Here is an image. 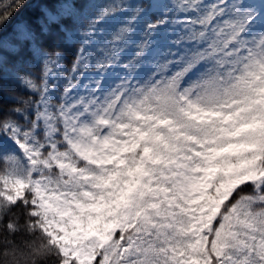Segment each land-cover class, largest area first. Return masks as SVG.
I'll use <instances>...</instances> for the list:
<instances>
[{"label": "snow or ice", "instance_id": "snow-or-ice-1", "mask_svg": "<svg viewBox=\"0 0 264 264\" xmlns=\"http://www.w3.org/2000/svg\"><path fill=\"white\" fill-rule=\"evenodd\" d=\"M0 264H264V0H0Z\"/></svg>", "mask_w": 264, "mask_h": 264}, {"label": "trees", "instance_id": "trees-1", "mask_svg": "<svg viewBox=\"0 0 264 264\" xmlns=\"http://www.w3.org/2000/svg\"><path fill=\"white\" fill-rule=\"evenodd\" d=\"M28 12H30L31 10H27ZM14 87L18 90V91H22L24 95H28V93L22 89H20V86L18 84L14 85Z\"/></svg>", "mask_w": 264, "mask_h": 264}, {"label": "rangeland", "instance_id": "rangeland-1", "mask_svg": "<svg viewBox=\"0 0 264 264\" xmlns=\"http://www.w3.org/2000/svg\"><path fill=\"white\" fill-rule=\"evenodd\" d=\"M209 2H210V0H209Z\"/></svg>", "mask_w": 264, "mask_h": 264}]
</instances>
